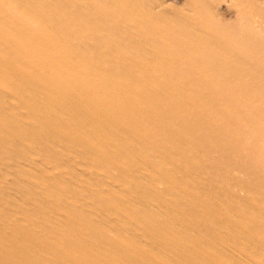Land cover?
I'll return each mask as SVG.
<instances>
[{"label":"bare ground","instance_id":"bare-ground-1","mask_svg":"<svg viewBox=\"0 0 264 264\" xmlns=\"http://www.w3.org/2000/svg\"><path fill=\"white\" fill-rule=\"evenodd\" d=\"M0 264H264V0H0Z\"/></svg>","mask_w":264,"mask_h":264},{"label":"rangeland","instance_id":"rangeland-1","mask_svg":"<svg viewBox=\"0 0 264 264\" xmlns=\"http://www.w3.org/2000/svg\"><path fill=\"white\" fill-rule=\"evenodd\" d=\"M168 4H170V5H173V6H180L182 3H183V0H165ZM178 4V5H177ZM224 6H221V9H220V11H221V13L224 15V16H230V14L229 13H227L226 14V12H228V10L224 7ZM224 10H226L225 12H224Z\"/></svg>","mask_w":264,"mask_h":264}]
</instances>
